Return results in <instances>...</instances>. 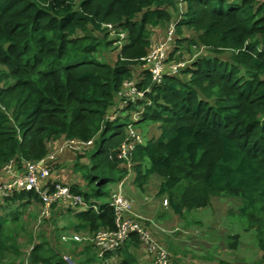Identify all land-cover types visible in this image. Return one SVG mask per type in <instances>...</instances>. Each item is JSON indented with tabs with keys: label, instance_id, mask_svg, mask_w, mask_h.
<instances>
[{
	"label": "trees",
	"instance_id": "16d2710c",
	"mask_svg": "<svg viewBox=\"0 0 264 264\" xmlns=\"http://www.w3.org/2000/svg\"><path fill=\"white\" fill-rule=\"evenodd\" d=\"M172 23L166 68L183 60L184 49H193L194 60L155 83L142 58ZM103 24L124 33L120 47ZM111 46L113 60L105 54ZM129 81L148 91L124 104L119 92ZM135 122L145 123L143 133ZM129 124L142 137L130 154L133 187L143 192L157 179V196L179 217L213 197H239L264 264V0H0V184L9 160L23 171L66 140L91 139L47 159L41 186H69L97 207L55 202L26 243L19 229L36 203L38 215V193L0 197V264H24L32 243L29 264H66L62 250L75 264H138L134 232L101 258L89 242L60 241L64 233L116 228L109 200L128 171L119 152ZM68 155L75 159L65 171ZM73 171L84 183L65 182ZM230 238L236 248L238 235Z\"/></svg>",
	"mask_w": 264,
	"mask_h": 264
},
{
	"label": "built area",
	"instance_id": "2783aa9c",
	"mask_svg": "<svg viewBox=\"0 0 264 264\" xmlns=\"http://www.w3.org/2000/svg\"><path fill=\"white\" fill-rule=\"evenodd\" d=\"M175 23L168 26L166 37L163 41L152 45L148 55L142 60L146 63L150 78L152 82L160 83L164 75L176 74L180 68L185 66V60H178L171 63L166 68L165 58L166 51L173 40L175 32ZM111 32V35H116V31L111 24H103ZM119 36L118 44L121 45V40L124 39V33L117 34ZM124 87L120 90L119 95L126 101H134L135 98H143L148 89L141 90L138 85L132 81L124 82ZM122 102V104H123ZM122 107V105H121ZM139 113L133 114V120L137 121ZM113 118H110L112 120ZM128 134L120 147L119 158L126 162L127 174L114 188L109 205L113 207L115 214V229L100 230L93 234H62L60 241L68 243L69 241L75 242H89L97 250L98 257H103L107 252L117 251L129 238L131 233H137L141 245L145 247V251L152 256L154 264H172L170 255L166 252L156 239L144 228L143 222L140 218L131 215V200L122 191L123 185L132 176V162L130 159L131 152L135 149L136 144L142 141L141 135L134 128V124H129L127 127ZM92 144V140H66L54 152L50 153L46 158L39 160L35 163L27 162L24 170L21 171L13 160H9L2 166V173L8 180L0 184V197L8 196L14 190H34L40 197L39 212L36 221L32 227L33 234H37L39 226L43 219H47L51 215V208L57 201L67 202L70 206L82 209H97L95 205L87 204L81 196L73 194L69 186L56 183L52 188L49 186H41V181L50 176V169L47 166V159H53L56 153L62 152L64 149L78 151L84 146ZM167 203V199H165ZM35 242V240H34ZM34 243L28 245L27 253L24 258V264H29L30 254L33 249ZM66 264H75L72 256L62 255Z\"/></svg>",
	"mask_w": 264,
	"mask_h": 264
},
{
	"label": "rangeland",
	"instance_id": "374dc122",
	"mask_svg": "<svg viewBox=\"0 0 264 264\" xmlns=\"http://www.w3.org/2000/svg\"><path fill=\"white\" fill-rule=\"evenodd\" d=\"M191 34V32H188L189 36ZM123 41L124 40H121V43H123ZM115 45L120 47L118 42ZM115 45L112 44V46ZM112 46L105 52L106 56L110 57L111 60H113L117 54V51L113 50ZM192 50L184 49L178 53L180 54L179 59H183L190 64L194 60L192 57ZM227 56L228 54H224L223 58L226 59ZM121 115H124V113ZM135 123L137 128L143 133L146 127L145 123ZM68 157L69 159L65 161L66 164L63 165L65 171L70 170L75 159L73 155H68ZM80 162L84 163V158H82ZM58 169H60V167ZM73 173V177L71 179L67 177L65 182L68 181L70 183L79 180L81 184L84 183L80 174L74 171L69 174L72 175ZM128 181L123 185L122 191L125 190ZM149 184H151L150 187L148 189L146 188V194L149 198L142 200V204H144L146 208H141L142 210H146V214L149 213L150 215L154 209H158V214L154 218H151V228L147 226L145 229L162 247H164L166 252L170 255L172 264H218V261L221 259L231 264H263L260 263L261 252L256 245L255 232L248 227L246 216L242 215L239 210L241 205L239 197H213L210 204L206 207L186 211L183 217L178 216V219L176 217L171 220V215L173 213L169 208L168 202L165 203V199H167L166 196L154 197L152 194L155 192L154 189L157 188V179H153ZM116 186L117 185H114L113 189L116 188ZM37 208L38 204L36 203V205L34 204L32 207L27 208L23 216L24 223L19 229V239L21 241L25 240L26 243L32 236L29 223L36 217ZM130 210L131 215L134 216L133 218L137 217L132 214V206ZM62 217H66V215ZM144 226L146 227L145 224ZM52 227L53 224L51 221V225L45 223L41 230H47ZM152 230L155 231L154 236L151 233ZM235 234L238 235L237 247L232 248L230 247V243L233 241L230 235ZM38 240L39 239L36 238V241ZM62 245L67 246L68 244L65 243ZM23 246H25V243ZM142 248L146 250L144 246H142ZM62 252V255H69L66 250H62Z\"/></svg>",
	"mask_w": 264,
	"mask_h": 264
},
{
	"label": "crops",
	"instance_id": "0c3cea01",
	"mask_svg": "<svg viewBox=\"0 0 264 264\" xmlns=\"http://www.w3.org/2000/svg\"><path fill=\"white\" fill-rule=\"evenodd\" d=\"M130 182H131V179L128 181V184H127L124 192H125V195L132 200V205H131L132 210H133L132 214L137 216L138 218H141L140 220L142 222L147 221L146 223H143V224H145L146 226L151 228V224H150V222H152L151 218H154L158 214V209H154L153 212L151 213V215L149 213L146 214V212H145L146 210H142L141 207L146 208V206H144V204H142V200L149 198V196H147V194H146L147 190H145L143 192L138 191L133 187V185ZM154 190H155V192H153L152 194L154 195V197H157V194H156L157 189H154ZM154 199H156V198H154ZM139 202H141V203H139ZM176 217L178 219V215L172 214L171 220H172V218L175 219ZM151 233L153 236L155 235V231L152 230ZM131 251L136 256L138 264H154L152 256L149 255L145 250H143L142 247L135 249V250L131 249Z\"/></svg>",
	"mask_w": 264,
	"mask_h": 264
}]
</instances>
